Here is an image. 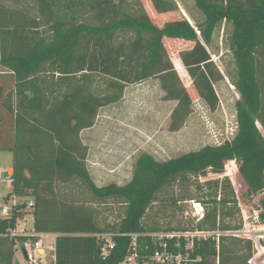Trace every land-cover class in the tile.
Masks as SVG:
<instances>
[{"label": "trees", "instance_id": "1", "mask_svg": "<svg viewBox=\"0 0 264 264\" xmlns=\"http://www.w3.org/2000/svg\"><path fill=\"white\" fill-rule=\"evenodd\" d=\"M35 1L38 16L0 0V65L10 71V88L0 84V100L5 94L10 98V117L0 119V124L9 125L10 133L0 138V150L13 154V182L5 199L17 198L12 216L0 218V264H18L17 241L6 234L28 213L30 202L35 229L59 234L56 264H119L129 237L115 236L117 246L104 256L94 233L158 230L146 226L143 218L164 187L177 178L209 170L222 172L229 160L237 162L249 190L259 197L264 215V135L257 125L260 122L264 127V0H194L201 14L191 12L195 25L182 18L168 20L163 27L144 9L128 11L129 0ZM151 1L159 13L179 8L176 0ZM223 23L236 67L233 85L240 93L235 136L166 160L143 152L127 183L97 185L78 133L93 125L101 108L119 102L127 86L160 79L164 99L177 101L171 114L172 131L181 129L192 113V98L179 76L210 109L217 108L215 83L224 76L210 47ZM122 30L134 33V38L117 43ZM165 38L194 44L173 62ZM170 45L175 49V42ZM101 78L107 79V91L98 94L95 88ZM16 83L18 111L12 100ZM76 178L86 182L94 197L126 203L117 224L101 228L93 211L58 197L57 184ZM202 203L210 206H205L204 217L190 229L243 228L242 221L226 222L234 214L230 204L240 205L237 197ZM228 243H243L244 251ZM193 255L200 257L195 264H253L254 250L250 239L222 235L219 243L212 238L197 242Z\"/></svg>", "mask_w": 264, "mask_h": 264}, {"label": "rangeland", "instance_id": "2", "mask_svg": "<svg viewBox=\"0 0 264 264\" xmlns=\"http://www.w3.org/2000/svg\"><path fill=\"white\" fill-rule=\"evenodd\" d=\"M2 1L7 5L19 7L32 16H38L35 0ZM176 2L178 10L169 13H159L151 0H129L127 10L133 13L140 9L146 10L160 27L168 20L182 18L195 25L191 12L199 17L201 14L196 10L194 0ZM133 38L134 33L122 30L118 33L116 42H130ZM228 38V28L226 23H223L214 35L213 47H210L213 60L224 76L215 83L219 96V104L215 110L210 109L193 88L187 87V81L179 76L192 98V113L181 129L172 131L171 114L177 101L165 100V91L161 87L160 79L152 78L127 86L119 102L101 108L93 125L79 131V142L87 149L86 164L97 185L127 183L132 177L137 157L143 152L166 160L206 144L223 143L235 136L238 127L236 101L240 98V93L233 85L236 67L227 47ZM170 41L175 42V49L171 48ZM164 44L173 61L174 57L180 56L181 51L190 49L194 43L165 38ZM189 77L193 83L190 75ZM99 82V86L95 88L96 93H105L107 79L101 78ZM257 125L264 135L263 125L260 122H257ZM10 153L0 151V167L11 164L9 159L12 157L13 160V154L9 155ZM3 154L7 158H2ZM237 167L236 161L229 160L222 172L209 170L200 175L172 180L157 194L156 201L145 213L143 223L148 227L159 228L158 230L194 228L199 223V218L194 215L195 202L202 203L210 198L220 199L224 196L237 197L240 205L230 204L234 214L227 218L226 222L235 225L242 221L243 228L237 231L240 234L236 237L252 240V263L264 264L263 210L259 197L251 193ZM0 190L4 195L8 193L10 187L7 182L0 181ZM56 191L61 200L93 211L101 228L117 224L127 208L121 199L94 197L86 182L80 178L69 183H58ZM202 205L204 209L205 206H210L207 203ZM32 210L33 207L28 209V213H31L28 215L30 225L34 221ZM225 236L235 237L231 234ZM228 245L236 246L239 252L244 251L243 243ZM17 254L21 255V249ZM211 261L217 260L211 258Z\"/></svg>", "mask_w": 264, "mask_h": 264}, {"label": "built area", "instance_id": "3", "mask_svg": "<svg viewBox=\"0 0 264 264\" xmlns=\"http://www.w3.org/2000/svg\"><path fill=\"white\" fill-rule=\"evenodd\" d=\"M0 181L12 186L13 170L0 167ZM0 218L11 217L13 205L17 202L14 197L6 200L1 196ZM33 207L30 202L28 209ZM18 219L14 228L10 229L6 236L15 238V259L18 264H56L58 233L37 231L34 221L28 223V215ZM205 209L201 202L194 203V215L200 219L204 217ZM34 220V218H33ZM240 230L209 231L200 229H164L143 232H118L103 231L94 233L101 244L104 256L117 246L115 236H128L129 245L126 254L119 264H195L200 257H194V249L197 242L215 239L220 242L222 235L237 236ZM21 239V240H20ZM219 248V245H218ZM21 249V255L17 252Z\"/></svg>", "mask_w": 264, "mask_h": 264}, {"label": "crops", "instance_id": "4", "mask_svg": "<svg viewBox=\"0 0 264 264\" xmlns=\"http://www.w3.org/2000/svg\"><path fill=\"white\" fill-rule=\"evenodd\" d=\"M10 71L7 70L4 66L0 65V84H4V86H7V89L10 88V82H9V75ZM18 83H16L15 85V93H14V97H12L13 100V106H15L16 111L19 110V107L17 105V103L19 102V98H18ZM0 104L2 105V107H0V119L2 120V118H8L10 117V112H9V105H10V98L9 96H7L6 94L4 95V97L1 98L0 100ZM1 122V121H0ZM10 133V127L9 125L6 123V125H4L3 123L0 124V138H6L8 137V134ZM1 142V140H0ZM2 151V150H0ZM5 152V154L8 151H3V153ZM5 154L2 155V158H7L5 156ZM11 155V153L9 154ZM11 157V156H10ZM8 160V159H7ZM11 161V162H10ZM9 162L11 163L10 165H6V168H10L11 170H13L12 168V157L9 159ZM3 167V165L1 166ZM0 195L2 197H5V195L1 192L0 190Z\"/></svg>", "mask_w": 264, "mask_h": 264}, {"label": "bare ground", "instance_id": "5", "mask_svg": "<svg viewBox=\"0 0 264 264\" xmlns=\"http://www.w3.org/2000/svg\"><path fill=\"white\" fill-rule=\"evenodd\" d=\"M217 144H220V143H217Z\"/></svg>", "mask_w": 264, "mask_h": 264}]
</instances>
